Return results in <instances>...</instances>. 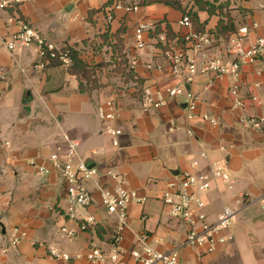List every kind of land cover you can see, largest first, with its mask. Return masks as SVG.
<instances>
[{
  "label": "crops",
  "instance_id": "1",
  "mask_svg": "<svg viewBox=\"0 0 264 264\" xmlns=\"http://www.w3.org/2000/svg\"><path fill=\"white\" fill-rule=\"evenodd\" d=\"M114 1L24 0L16 8L0 11V264H96L87 257L89 247L95 242L109 249L118 222L101 204L99 186L113 187L118 181L146 198L129 204V228L119 242L124 260L134 262L131 250L141 244L144 233L158 250H179L184 262L264 264V130L240 121L242 116L264 112V60L244 62L236 78L205 74L187 84L186 89L198 97L193 118L188 117L185 94L170 98L161 108H145L147 93L164 92L183 82L163 53L166 45H186L185 28L178 23L186 13L162 3L121 0L139 5L137 11L126 13L113 9ZM208 1L224 7L210 14L193 0H183L184 8L197 13V27L214 34L220 22L227 23L230 17L235 32L241 26L249 28L247 43L264 35V0ZM19 18L59 48L68 45L80 50L82 58L97 68V87L80 91L79 78L66 66L43 64L36 45L8 50L3 42L18 29ZM140 23L150 24L143 49L136 47ZM167 24L174 33L170 39ZM231 36L214 34L200 53V62L233 58ZM119 46L133 76L128 81L115 70ZM105 52L110 63L99 73ZM138 78L142 82L136 87ZM235 83L243 106H234L230 88ZM254 94L260 103L252 101ZM107 100L117 105L112 122L98 115L99 105ZM110 124L122 129L118 146L107 131ZM65 135L78 142L80 155L98 170L83 182L96 202L78 206V218L69 216L67 182L48 160L54 152L65 155ZM31 160L45 164L49 171H37ZM223 161L229 166L231 184L211 173L212 165ZM203 172L212 178L209 189L198 191L206 202L208 221L217 222L225 207L238 206L244 199L232 227L234 239L211 253L184 244L188 226L170 215L162 200L169 181L184 173ZM90 214L96 217V226L79 230L75 238L63 235L62 227L79 229L80 221ZM16 228L24 236L13 245ZM49 245L68 252L71 259L51 256Z\"/></svg>",
  "mask_w": 264,
  "mask_h": 264
},
{
  "label": "built area",
  "instance_id": "2",
  "mask_svg": "<svg viewBox=\"0 0 264 264\" xmlns=\"http://www.w3.org/2000/svg\"><path fill=\"white\" fill-rule=\"evenodd\" d=\"M24 0H0V11L18 7ZM113 9L123 10L126 13L134 12L139 9L138 4H127L121 0H116L112 4ZM109 18H112L110 15ZM179 25L185 28L183 38L185 46L176 48L167 45L164 50L165 58L171 63L173 72L183 76V82L168 87L164 92L147 93L143 100L145 108H161L168 104L170 98L185 94L187 103L188 117L193 118L197 108L198 97L186 85L190 84L199 75L211 74L215 77L230 76L236 78L239 76L241 66L244 62H252L257 59L264 60V35L258 36L253 42L247 43L246 38L249 33L247 26H241L239 30L232 34L229 43V52L233 56L231 59H222L213 57L200 62V53L211 44L214 34L209 31H198L190 16L184 14L178 21ZM18 29L12 35L5 39L4 46L13 52L18 48H25L36 45L39 48L43 59L46 55L50 58H58L63 66L73 64L72 56L69 51H62L56 44L43 36L40 31L34 28L26 20L18 19ZM150 29V24L140 23L136 27L135 38L136 47L143 49L147 43L144 37L146 30ZM136 61L134 60V63ZM44 64V63H43ZM230 92L235 97L234 106H243L240 100V86L232 85ZM254 103H260L258 95L251 96ZM98 115L103 121L112 122L117 116V105L113 100H107L98 107ZM205 119L210 118L204 114ZM212 122L217 120L210 118ZM240 121L253 129L264 130V112L242 116ZM107 131L112 137L114 146L119 145V137L122 129L110 124ZM68 147L64 156L60 152L50 154L48 160L52 166L59 170L61 176L67 182V198L70 204L69 216L78 218L76 208L78 206L88 207L96 202L94 194L85 185L84 181L94 178L98 170L88 164L87 160L80 155L78 142L71 140L69 136H64ZM204 154V153H203ZM30 163L39 172H48L49 168L45 164H37L34 160ZM194 165H198L195 161ZM211 173L215 178L231 184L232 175L226 161L214 163L211 167ZM114 178L117 175L112 174ZM211 176L208 173H184L178 179L168 182V189L164 192L162 200L173 217L181 219L187 226V234L184 241L185 245L203 248L207 253L214 252L218 245L225 244L234 239L232 231L237 212L240 210L244 199H239V205L235 207H225L219 215L217 222H210L205 212L206 202L198 191L207 190L211 186ZM100 201L104 208L110 214L118 217L116 232L112 237V243L109 249L101 248L93 242L87 252L88 259L96 264H193L181 260L179 250H158L148 243L147 234H141V244L131 250V256L134 262L130 263L124 260L122 251L119 248V242L123 237L124 231L129 228L127 221L128 207L132 201L144 202L146 198L139 196L138 192L129 189L123 182L118 181L113 187L99 186ZM97 219L90 214L83 218L79 223V229L64 226L61 231L65 237L75 238L79 230L85 231L89 227L96 226ZM11 239L13 245H18L24 236L18 228ZM49 253L55 258H62L66 261L71 259L68 252L49 245Z\"/></svg>",
  "mask_w": 264,
  "mask_h": 264
},
{
  "label": "trees",
  "instance_id": "3",
  "mask_svg": "<svg viewBox=\"0 0 264 264\" xmlns=\"http://www.w3.org/2000/svg\"><path fill=\"white\" fill-rule=\"evenodd\" d=\"M195 4L198 6V8L202 10H207L210 14L213 12H216L217 9H223L224 6H216L214 3L209 2L208 0H193ZM144 3L146 4H152V3H162L168 6H172L178 9H182L184 13L188 14L195 26V28L198 31H206L203 28L197 27V23L199 22L197 13L194 12L192 9H187L186 7H183V0H145ZM223 21L220 22L218 26V31H215L214 34H222L223 36H229L232 35L236 31V27L231 20L230 17H228V22L224 23ZM161 26L158 27L157 31H161ZM167 37L170 39L174 35L172 32L170 26L167 24L166 29ZM157 33V32H156ZM228 34V35H227ZM118 42H122L121 38H118ZM122 44V43H121ZM123 46V45H122ZM122 46H119V54L117 55L116 64L118 65L115 70L122 73L125 77V80L128 81L133 76L131 75V70L127 71L129 69V61L125 53H122ZM167 48V45H166ZM165 48V49H166ZM62 51H69V54L72 56L73 64L71 66H68L69 71L72 74H75L80 81V91H90L97 87V68H95L93 65L87 63L83 58L81 51L78 50L75 47L72 46H65L61 48ZM43 63L45 65H62L61 61L58 58H50L48 55L43 57ZM136 87L140 86V83L142 82L140 78L135 79Z\"/></svg>",
  "mask_w": 264,
  "mask_h": 264
},
{
  "label": "rangeland",
  "instance_id": "4",
  "mask_svg": "<svg viewBox=\"0 0 264 264\" xmlns=\"http://www.w3.org/2000/svg\"><path fill=\"white\" fill-rule=\"evenodd\" d=\"M105 48L107 49V47H104V50H105ZM101 52H103V51H101ZM103 56H104V61H103V63H101L102 65L99 67V70H98L99 73H102L104 67H107L110 63V55L107 52H105ZM40 103L43 104L42 102H40ZM10 112L13 114L14 109L10 108Z\"/></svg>",
  "mask_w": 264,
  "mask_h": 264
}]
</instances>
